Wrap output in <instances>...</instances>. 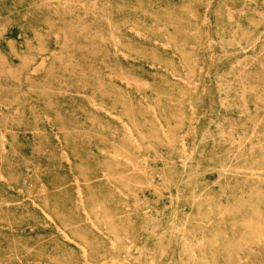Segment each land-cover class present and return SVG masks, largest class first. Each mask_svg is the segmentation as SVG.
Returning a JSON list of instances; mask_svg holds the SVG:
<instances>
[{
	"label": "rangeland",
	"instance_id": "rangeland-1",
	"mask_svg": "<svg viewBox=\"0 0 264 264\" xmlns=\"http://www.w3.org/2000/svg\"><path fill=\"white\" fill-rule=\"evenodd\" d=\"M0 264H264V0H0Z\"/></svg>",
	"mask_w": 264,
	"mask_h": 264
},
{
	"label": "bare ground",
	"instance_id": "bare-ground-1",
	"mask_svg": "<svg viewBox=\"0 0 264 264\" xmlns=\"http://www.w3.org/2000/svg\"><path fill=\"white\" fill-rule=\"evenodd\" d=\"M35 67H36V66H35ZM39 67H40V66H39ZM39 67H38V68H39ZM38 68H37V70H38ZM33 70H34V69H33ZM35 72H36V71H35ZM38 72H39V71H38ZM84 256H85V255H84Z\"/></svg>",
	"mask_w": 264,
	"mask_h": 264
}]
</instances>
